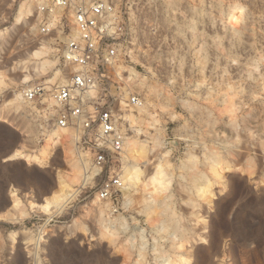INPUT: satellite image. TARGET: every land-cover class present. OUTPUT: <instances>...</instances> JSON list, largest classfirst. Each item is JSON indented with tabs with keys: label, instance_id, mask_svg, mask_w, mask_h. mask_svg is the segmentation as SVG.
<instances>
[{
	"label": "rangeland",
	"instance_id": "374dc122",
	"mask_svg": "<svg viewBox=\"0 0 264 264\" xmlns=\"http://www.w3.org/2000/svg\"><path fill=\"white\" fill-rule=\"evenodd\" d=\"M41 1L0 0V109L11 112L0 117V264H165L177 254L190 264H264V0H118L122 85L143 104L126 96L115 113L129 138L150 146L144 173L117 211L90 179L50 217L30 204L56 189L63 152L51 165L7 160L44 144L22 89L66 78L63 37L40 30ZM220 155L233 170L217 179L209 165ZM159 162L170 164L172 185L152 201L142 186ZM207 177L204 199L197 189ZM14 192L21 208L10 216Z\"/></svg>",
	"mask_w": 264,
	"mask_h": 264
},
{
	"label": "built area",
	"instance_id": "2783aa9c",
	"mask_svg": "<svg viewBox=\"0 0 264 264\" xmlns=\"http://www.w3.org/2000/svg\"><path fill=\"white\" fill-rule=\"evenodd\" d=\"M118 0H42L38 5L40 30L63 37L60 67L63 82H36L22 89L30 120L43 143L55 130L71 128L88 157L97 197L110 201L114 211L123 195V168L130 136L120 123L118 104L139 107L141 96L122 85L116 13ZM128 98L125 99V97Z\"/></svg>",
	"mask_w": 264,
	"mask_h": 264
},
{
	"label": "bare ground",
	"instance_id": "6f19581e",
	"mask_svg": "<svg viewBox=\"0 0 264 264\" xmlns=\"http://www.w3.org/2000/svg\"><path fill=\"white\" fill-rule=\"evenodd\" d=\"M241 14L242 13L239 15ZM40 53V49L37 48L33 52V55H39ZM57 73H60V71L57 70ZM134 73L135 72L131 70L129 76ZM25 82H29L28 76H25ZM16 97L18 98L20 95H13V97L5 103V106H9L14 102ZM5 110V107L0 109V117L5 118L6 115H10L11 112H6L7 110ZM128 121L132 126L136 124V118L133 115L128 116ZM78 138V133L71 128L59 129L50 133L44 141V144L33 149L31 152H28V154L24 155L21 149H16L11 154V158L23 157L28 163L33 162L34 164L39 165H51L54 155L58 150H61L65 156L68 169L57 170L56 189L50 195L44 197L41 203H31V211H39L45 215H49V217L55 215L64 208L65 203L70 197L79 195L82 192L84 185L91 179L92 176L89 174L86 161L84 160V152H82L78 145ZM149 151L150 146L145 140L140 137H128L125 153L128 163L124 166L122 175L124 190H128L139 182L140 177L144 173L142 163L148 159ZM169 167L170 164L168 163H157L152 168L147 181L143 184L142 187L146 196L152 201L162 200L168 195L172 185V172ZM231 170H233L231 162L223 159L221 155L215 162L209 165L210 175L217 179H221ZM210 189L211 180L207 177L203 185L197 189V193L201 198L205 199L207 198ZM12 199V205L7 212L10 216L16 215L21 208V203L15 192L12 193ZM150 212H154V210H151ZM148 219L151 222L153 219V213L148 215ZM75 223L77 229L84 231L82 223H79L77 220ZM103 235L109 237L112 235V232L106 231ZM16 237L17 233L13 232L11 234L13 242H15ZM38 240H40V238ZM183 248L184 244L180 243L178 245V250H182ZM165 264H190V259L184 255L177 254L168 259Z\"/></svg>",
	"mask_w": 264,
	"mask_h": 264
},
{
	"label": "water",
	"instance_id": "95a60500",
	"mask_svg": "<svg viewBox=\"0 0 264 264\" xmlns=\"http://www.w3.org/2000/svg\"><path fill=\"white\" fill-rule=\"evenodd\" d=\"M11 153H12V152H11ZM11 153H10V154H11ZM6 158H7V157H6ZM12 159H13V158H10V157H9L7 160H8V161H12Z\"/></svg>",
	"mask_w": 264,
	"mask_h": 264
}]
</instances>
